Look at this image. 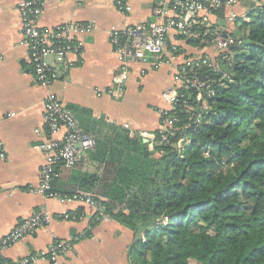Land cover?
<instances>
[{"label":"crops","instance_id":"obj_1","mask_svg":"<svg viewBox=\"0 0 264 264\" xmlns=\"http://www.w3.org/2000/svg\"><path fill=\"white\" fill-rule=\"evenodd\" d=\"M40 1L44 9L41 27L75 22L91 25L93 32L81 36V54L69 58L73 67L49 88L40 86L24 43L17 2L0 0V138L6 156L0 157V239L36 212H47L53 218L35 236L5 250L1 259L14 264L37 256L36 264H50L46 258L49 245L74 237L78 241L64 255L66 264H130L129 249L135 239L132 230L108 216L98 221L97 211L89 206L62 204L32 192L41 182L40 171L46 161L37 149L43 139L35 132L46 131V99L49 93L56 94L82 128L96 137L98 146L74 169L61 167L55 188L61 194H96L103 188L101 179L108 160L129 166L134 159L135 150L126 145L124 136L130 137V131L160 129L162 113L171 109L163 93L173 86L174 67L184 56L157 71L134 64L124 97L116 100L107 93L119 69L110 33L153 21L156 0H129L130 12L126 14L116 9L113 0ZM249 7L240 6L236 12L242 14ZM181 47L186 54L200 50L182 42Z\"/></svg>","mask_w":264,"mask_h":264},{"label":"trees","instance_id":"obj_2","mask_svg":"<svg viewBox=\"0 0 264 264\" xmlns=\"http://www.w3.org/2000/svg\"><path fill=\"white\" fill-rule=\"evenodd\" d=\"M249 18L235 25L232 80L218 84L206 120L194 126L182 108L168 142L125 135L132 162L108 160L103 188L82 194L135 233L130 264H264V4Z\"/></svg>","mask_w":264,"mask_h":264},{"label":"built area","instance_id":"obj_3","mask_svg":"<svg viewBox=\"0 0 264 264\" xmlns=\"http://www.w3.org/2000/svg\"><path fill=\"white\" fill-rule=\"evenodd\" d=\"M113 1L120 13L130 12L129 0ZM16 2L35 80L40 86L49 88L58 76L73 67L69 58L81 54V36L91 34L93 27L71 22L44 28L39 25L44 14L40 0ZM247 4L249 10L242 14L236 12L238 7ZM260 4L261 0H156L153 21L129 25L110 33L119 69L113 78V87L107 93L116 100L124 97L134 64H143L157 71L184 56V60L174 67L173 86L163 93V99L171 109L162 113L160 129L156 132L130 131V137H140L149 144H155L160 136L162 142H168L166 132L175 126L178 121L176 114L182 108L187 109L192 125L198 127L206 120L211 109L210 100L216 96L218 84L222 86L224 80H232L230 71L234 66V55L243 43L240 36L233 34L235 25L241 19L249 22L253 5ZM190 39L199 40V52L186 54L183 51L181 42L189 45ZM203 69H211L221 76L202 78L197 70ZM188 102L193 105L189 106ZM45 123V132H35L43 139L37 149L45 154L46 161L40 171L41 182L33 187L32 192L62 204L89 206L97 211L96 219L100 221L106 215L99 202L79 193L63 195L53 188V181L60 177L57 168L72 170L85 161L97 147L96 137L82 128L75 115L54 93H49L46 99ZM125 128L128 129L127 126ZM182 142L176 143L178 149ZM2 146L0 138V157L5 158ZM52 219L47 212H36L1 238L0 264H10L1 259L5 250L26 237L35 236ZM75 241L78 238L53 241L46 251L50 264H66L64 255ZM38 260L39 257L32 256L14 264H36Z\"/></svg>","mask_w":264,"mask_h":264},{"label":"rangeland","instance_id":"obj_4","mask_svg":"<svg viewBox=\"0 0 264 264\" xmlns=\"http://www.w3.org/2000/svg\"><path fill=\"white\" fill-rule=\"evenodd\" d=\"M241 21H243V20L241 19ZM191 264H199V263L196 261H191Z\"/></svg>","mask_w":264,"mask_h":264}]
</instances>
